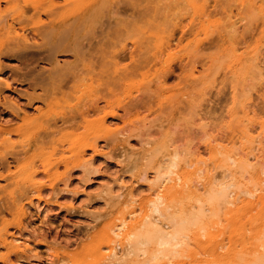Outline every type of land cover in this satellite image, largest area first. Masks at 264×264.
<instances>
[{"label":"rangeland","instance_id":"rangeland-1","mask_svg":"<svg viewBox=\"0 0 264 264\" xmlns=\"http://www.w3.org/2000/svg\"><path fill=\"white\" fill-rule=\"evenodd\" d=\"M115 2L122 3L112 6ZM126 2H103L102 27L91 25L82 53L57 56L58 66L37 60L42 48L28 49L38 53L35 58L8 56L0 61V127L5 129L1 133L20 126L17 116L23 112L32 118L25 129L34 128L42 135L28 152L18 145L25 137L14 131L9 137L16 148L0 143V264H118L107 263L99 255L104 250L97 253L106 226L118 222L128 208L114 206L108 192L126 179V185L132 184L140 197L145 196L148 185L158 182L155 171L164 174L171 160L176 164L169 177L176 176L181 166L192 170L186 164L191 153H199L203 163L212 165L206 146L209 139L218 157L234 168L232 159L242 156L247 144L243 129L249 130L250 136L262 142L256 166L264 178V0H135L134 10ZM6 6L2 3L0 8ZM22 25L33 27L30 20ZM205 25L210 27L208 35ZM10 36L0 35L1 48L13 42ZM251 53L261 62L260 84L251 77L253 70L246 76L242 69L251 61ZM59 66L63 73L68 71L64 96L49 98L52 108L43 119H58L59 114L76 118L66 123L58 120L49 130L47 125L45 130L37 129L34 123L40 111L49 109L32 98L54 83ZM34 68L44 78L40 87L31 85ZM89 85L94 96L83 95L78 101L77 90ZM72 86L77 88L75 93ZM242 89L250 100H244ZM78 102L82 105L68 115L69 106ZM80 112H86L90 127ZM101 118L120 131L99 133ZM1 133L0 142L6 137ZM95 142L97 151L91 146ZM222 170L219 167L216 172ZM31 171L38 175L35 184L28 179ZM237 179L242 185L235 204L230 205L233 211L214 216L212 226H202L200 244L183 231L179 245L161 251L158 259L138 264H207L212 260L207 250L216 243L225 245L220 252L241 243L264 252V197H257L264 190L255 191L256 178L238 169L225 179L229 190L235 188ZM260 183L264 189V180ZM206 197L207 193L202 194L200 201ZM175 207L166 209L163 202L160 219L168 221ZM10 235L18 238L14 241L17 249L10 250L1 242ZM134 257H125L124 264H135Z\"/></svg>","mask_w":264,"mask_h":264},{"label":"bare ground","instance_id":"bare-ground-1","mask_svg":"<svg viewBox=\"0 0 264 264\" xmlns=\"http://www.w3.org/2000/svg\"><path fill=\"white\" fill-rule=\"evenodd\" d=\"M91 1L0 0V7L2 3L6 5L8 4V7L6 6L5 10L0 8V35H10L12 33V37L10 36V38L13 41L12 43L10 42L11 44L5 46V48L0 47V61L2 57L5 58L8 56L22 58L30 55L31 57H34L38 53H35V51H28V49L34 48H42V51H39V59L37 60L57 66L60 64L59 61L56 60L57 56L59 55L66 56L67 53H71L74 56H78L80 53H82L84 41L87 39V36L90 33L88 28L91 25L95 26L98 24L99 27H102L103 25L102 22H99L102 17L101 12L103 6L101 4H103V2L106 0ZM134 1L135 0H128L129 3L126 2V5L133 9L137 5V3L135 4ZM121 3L115 2L110 4L116 7ZM261 5L258 6L259 9L263 6ZM119 6L120 5H118V7ZM194 7V9L197 11L200 9L199 7ZM115 11L117 12L118 10ZM115 11H109V13L112 12L114 14ZM258 11L261 13V10ZM28 13L30 14L27 15ZM203 13L202 16L205 15V13L204 15ZM8 19H10L11 22ZM27 20L31 21L33 27L28 28L22 25V23ZM209 23L211 24V22ZM202 25L204 24L202 23ZM209 25H205V27L208 28H205V35L209 34L208 31L211 32L209 30L210 27H208ZM15 26H17L20 30V34H18V31L16 32ZM231 26L233 25L231 24ZM202 31H204V29H202ZM225 34L226 32H224L222 36L224 37ZM31 38L33 40L32 43L30 42ZM36 38H38V40H35ZM254 53L250 54L251 61L245 62L246 64L244 63L245 65L242 66V69L244 68L246 76L247 74H250L249 71L253 70V73L251 72L250 74L252 78L254 76L255 79L253 78V80H256V78H258L257 80L263 79V71L259 65L261 62L257 61L258 56ZM62 66L65 67L66 62H63ZM63 67L60 68L59 66L58 71H54L58 77L54 83L51 84L48 89H42L43 92L41 95L32 98L33 100L47 105V108L49 109L47 112H41L39 108L37 109L40 111L38 120H36L34 123L37 129H39L38 127H41L42 130H45V125H47L48 127L46 129L49 130V128L52 127L51 125H56L58 123V120L66 123L76 118L74 115L64 116V114H62L61 116V114H59L58 119H48L46 121L43 119V117L49 114V111L52 108L49 98H54L58 94L64 96L63 86L64 83H66L68 71L63 73ZM33 72L36 73L33 74L32 79L34 80V83L31 85L35 87L42 83L44 78L42 77V73L37 72L35 68L32 70V73ZM242 76H244V74ZM247 79L248 78L244 79V81ZM257 83L260 84V80ZM5 85L9 86L8 83H5ZM72 88H74L75 93L77 88L74 86H72ZM244 88L245 87L243 86V89ZM79 89L77 92L80 95L78 94L77 97L75 96L78 101L83 98V95L89 97L94 96L90 94L92 92V85L84 88V90ZM243 89L242 92H240L243 94L242 96L245 98L244 100H250V94H248L249 91L247 88H245V90L248 92L246 93ZM237 92L239 91L236 90V93ZM65 101H63V103H65ZM77 104H79V102ZM77 104L74 106L68 105L69 108H67L68 110L70 109L68 115L71 114V112L73 113L75 109H78V106L82 105ZM80 115L86 122V127H90L91 123L86 119V112H80ZM247 115L248 112L244 109L243 116L245 117ZM17 117L22 122V124L20 126L18 125L16 129H6V134H4L1 133L4 128L1 131L0 127L1 135L3 134L6 135V137L8 136L7 138L3 137L0 143L4 148H16L11 137H9V134H12L14 131L17 132L21 138L25 137L27 140L26 141L23 138L25 140L24 143L23 141H20V143L18 142L20 147H17L21 148L22 150H19L22 152H28L35 147V143L37 142L38 138L42 137V135L39 132V134L35 133L36 130H33L34 128H28L27 130L25 129L27 126L26 122L28 120L30 121L31 118L27 113L21 112V114H19ZM107 120L108 119H102L100 121L99 126L97 127L98 132L103 134H117L119 128L111 129V127L106 124ZM199 120H201V118ZM50 121H53V124H50ZM261 126L262 131H264V123ZM243 131L246 132L248 137L247 144L245 145L244 153H241L243 155L241 156L239 154L240 157L238 156V158L232 159L234 168H229V164L226 162V159L218 157V149L214 144V146L211 144L213 143L211 141L213 139H209L206 143V146L210 151L209 153L211 155L212 165L203 163L199 153L192 154L189 152V154L191 153V155H189L191 158L186 164L187 166L191 167L192 170L188 171L185 166H181L176 176L169 177L168 175L172 172L171 167H175L176 164L175 160L173 159L166 168L164 174H161V172L158 170L155 171L157 172L155 179L156 182H158L148 185L149 187L145 196L140 197V194L136 192L137 190L135 186L132 184L126 185V179L123 178L124 182L119 184V187L117 186L118 189H112L108 193L114 206L118 207V209L120 208V210L123 209V207L128 208L119 216L117 219L118 222L112 221L106 226L100 245L98 246L97 253H101V251L104 250V253L102 252L99 255L104 260H106L107 263L118 262V264H124V258L133 254L135 257L132 259V261H134L135 264H138V262H151L149 260L158 259L161 251L169 248L170 246L179 245V235L183 231L191 233L193 242L195 244H200L201 238L198 230L202 226H212L214 223H216L214 216H218L220 213L226 214L233 211L230 205L235 204L242 182L241 179H237L235 188L229 190L230 185L226 184L225 179L228 177L230 172H232L233 175L236 173V169H238L241 174L243 172H248L252 178H256L255 182L259 184L255 191L259 190L262 192L264 190L262 185H260V182L263 181L264 178L262 179L260 177L259 168L256 166L259 162L260 156L257 155L256 152L263 149L261 139L258 140L255 139V137L250 136L248 133L249 130L247 129H243ZM36 134L38 135L37 137H35ZM27 135L30 136L27 137ZM127 141L129 142L128 139ZM128 142L127 144H129ZM91 146L94 151H97L96 142ZM22 152H20V154ZM170 154L171 153H166V155H168L167 157H169ZM13 156L15 157V155ZM170 156H172V154ZM80 157L81 159L84 157L83 153L80 154ZM219 167H224V170L221 172H216V169ZM36 176L38 175L35 174V171L29 172L28 179L32 182V184H35ZM204 193H207V197L200 201L201 195ZM233 195L235 196L231 198ZM250 195L253 196L254 193L252 192ZM257 197L258 199L262 200L264 195L260 193L257 195ZM38 199L40 200V197H38ZM163 202L166 209H173L176 206L172 213L169 214V220L166 222L160 219V205ZM242 202L247 203L248 200L243 199ZM21 210L24 211V205L21 206ZM172 227H174V230L172 229L173 231H170ZM17 239L18 238L16 236L10 235L9 238H3L1 242L6 245L7 248H10V250L17 249L18 246L14 244V241ZM235 243L234 245H237V241ZM223 245L224 244L219 245L216 243L207 250L208 253H206L211 256L210 260L212 259L211 262H208L207 264H264V252L247 249V246L242 245V243L240 246H238L239 248L237 246L231 245L232 248L228 249V251L224 250L225 252H220V247H223ZM257 252L259 254H257ZM145 255H147V257L143 261L139 260L140 257H144ZM15 264L20 263L17 262Z\"/></svg>","mask_w":264,"mask_h":264}]
</instances>
